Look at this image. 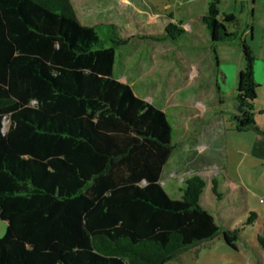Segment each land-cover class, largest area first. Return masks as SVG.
Returning a JSON list of instances; mask_svg holds the SVG:
<instances>
[{
	"label": "trees",
	"instance_id": "trees-1",
	"mask_svg": "<svg viewBox=\"0 0 264 264\" xmlns=\"http://www.w3.org/2000/svg\"><path fill=\"white\" fill-rule=\"evenodd\" d=\"M219 3L209 0L200 21L213 46L240 41L233 128L264 134L256 56ZM72 5L0 0V264H166L218 236L236 249L255 212L224 228L201 204L197 174L184 178L178 199L166 193L161 172L175 151L168 117L113 76L128 37L112 22L81 23ZM166 17L163 34L150 38L185 33L183 21ZM211 189L219 200L215 177ZM257 243L264 250V218Z\"/></svg>",
	"mask_w": 264,
	"mask_h": 264
},
{
	"label": "rangeland",
	"instance_id": "rangeland-1",
	"mask_svg": "<svg viewBox=\"0 0 264 264\" xmlns=\"http://www.w3.org/2000/svg\"><path fill=\"white\" fill-rule=\"evenodd\" d=\"M71 2L81 23L112 22L119 36L128 37V42L116 50L112 74L127 82L136 96L153 103L168 117L175 151L161 172L160 183L171 198L180 197L179 189L183 188L185 177L200 175L207 184L200 202L216 215L218 201L211 192V178L213 173L221 171L222 165L226 175L232 178L239 173L250 185L253 178L258 180L257 175L264 173V167L240 164L242 156L232 148L234 142L254 139L252 131L246 135L233 128L237 75L244 67L240 41L235 37L215 46L210 43L200 21L209 0ZM218 11L236 16L238 30L244 32L256 56L255 119L264 127V114H258L264 111V0H220ZM168 15L172 20L183 21L185 33L174 42L150 38L163 34ZM7 124L4 120V128ZM223 195L225 199L236 198L224 192ZM258 199L254 198L256 203ZM234 201L242 206L240 199ZM241 220L237 215L224 228H239ZM255 227L250 229L256 231ZM5 231L6 222L0 220V237ZM256 240L254 237L255 243ZM236 244L237 248L232 249L218 236L187 249L166 264H246L244 251H249L250 246L240 241Z\"/></svg>",
	"mask_w": 264,
	"mask_h": 264
},
{
	"label": "crops",
	"instance_id": "crops-1",
	"mask_svg": "<svg viewBox=\"0 0 264 264\" xmlns=\"http://www.w3.org/2000/svg\"><path fill=\"white\" fill-rule=\"evenodd\" d=\"M257 128L264 132V127H261L259 123L257 124ZM249 131L253 132L252 137H254V139L249 142L248 140L234 142L232 148L235 152L242 156V161L240 164L245 162L247 165L252 164L253 168H256L260 165L264 167V134L258 132L256 129H250L246 132ZM223 167L224 166L222 165L221 171L219 169V172L212 174V178L215 177L218 181V191L222 195L219 200L217 199L218 212L216 211V215L213 216L216 221L224 227L226 223H231V221H233L238 215L239 218L243 219L239 223L240 228L247 219V217L245 219L246 214L248 215V213L251 211L255 212V222L243 228L240 233L239 241L243 242L244 244H248L251 249H248L249 251H244V254L246 255V264H264V250L259 246V244L254 242V237L257 239V236L261 233V224H263L264 218V173L261 172L260 175H257V181L255 178H253L254 181H252L250 185L245 176H242L239 173L236 174L234 178H232L230 175H226V168L224 169ZM206 187L207 184L205 185V188ZM258 188H260V191ZM222 191L229 196L236 197L234 198L235 200L240 199L242 206L236 204L234 199H225ZM253 196L259 198L258 203L255 202V197ZM249 197H251V200ZM253 225H256V231L250 229Z\"/></svg>",
	"mask_w": 264,
	"mask_h": 264
}]
</instances>
